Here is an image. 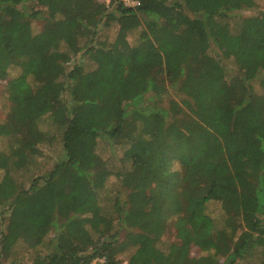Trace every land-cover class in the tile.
Here are the masks:
<instances>
[{"label":"trees","instance_id":"obj_1","mask_svg":"<svg viewBox=\"0 0 264 264\" xmlns=\"http://www.w3.org/2000/svg\"><path fill=\"white\" fill-rule=\"evenodd\" d=\"M133 1L0 0V264H264L260 0Z\"/></svg>","mask_w":264,"mask_h":264},{"label":"rangeland","instance_id":"obj_2","mask_svg":"<svg viewBox=\"0 0 264 264\" xmlns=\"http://www.w3.org/2000/svg\"><path fill=\"white\" fill-rule=\"evenodd\" d=\"M260 10H264V0H260L259 5L256 9L254 10H245L242 12H238L240 13L241 16H251V15H255L257 14ZM38 28H40V25L38 26ZM101 35H103L104 37H108V41H114L117 38V33L115 31V29H108V30H103L100 33ZM138 38V34L137 32L132 33L130 35H128L127 39L128 41L133 45L136 42V39ZM77 60H79L80 62H82L85 66L87 70H92L95 68V64L93 63V61L89 58V57H81L79 56L78 58H76ZM75 60H72L69 63V66L72 65V63H74ZM230 64V63H229ZM227 63V68L230 70L229 75L231 74V69L229 68L230 65ZM19 74V70L16 67H11L9 70V75L6 79H0V119L5 118L6 113H7V109H5V104H6V95H7V84L11 79H14L18 76ZM44 129H46L49 133H53V134H57V138L55 140V142L48 146L45 145L42 147V152H43V157L40 159L42 162V169L43 171L41 172V174H45L46 172L50 171L53 166L54 163L56 161V159L58 158L59 155H61V151H62V146H61V141H60V133L57 130H54L49 123H45L43 125ZM6 145L4 142L0 141V149L4 148ZM97 152L104 157L105 159L109 158L112 154V149L108 148L107 145H105V143L103 142H99L97 144ZM117 152H119L121 154V149L117 148ZM181 166L176 163L175 164V168H180ZM3 176V172L0 171V179ZM212 197H217L219 196L217 191H212ZM108 201H104V204H106ZM1 211V210H0ZM135 252V249L132 248L131 250H129L125 256L122 257L123 264H128V259L130 257L131 254H133ZM190 254L194 257L196 256H201L203 255L199 248L197 247H192V249H190ZM257 263V260L255 261ZM255 263V264H256ZM245 264V263H244Z\"/></svg>","mask_w":264,"mask_h":264},{"label":"built area","instance_id":"obj_3","mask_svg":"<svg viewBox=\"0 0 264 264\" xmlns=\"http://www.w3.org/2000/svg\"><path fill=\"white\" fill-rule=\"evenodd\" d=\"M125 3L131 7H136L139 6L140 4L138 1H133V0H125Z\"/></svg>","mask_w":264,"mask_h":264}]
</instances>
